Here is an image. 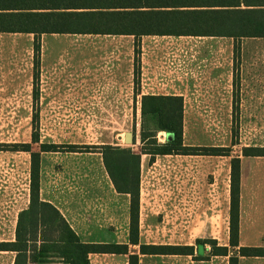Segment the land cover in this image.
Instances as JSON below:
<instances>
[{
	"label": "crops",
	"instance_id": "0c3cea01",
	"mask_svg": "<svg viewBox=\"0 0 264 264\" xmlns=\"http://www.w3.org/2000/svg\"><path fill=\"white\" fill-rule=\"evenodd\" d=\"M49 36L68 41L78 38L71 41L73 47H79L77 76L57 74V65L46 59ZM5 38L11 44H2ZM35 39L34 34L0 33V67H4L0 69L5 74L0 81V99L14 100L17 115L38 117L40 142L33 144L31 134L30 141L19 144H31L33 152H39L41 144H55L131 147L140 153V134L135 129L142 125L143 98L180 97L184 102V145L231 148L232 152L228 157L157 156L153 161L142 155L140 243L144 227L194 225L200 229L195 244L212 229L223 230L229 256L215 258H223L226 264L230 256H239V247L264 248V157L242 154L245 148H264V38L236 41L211 36L43 34L40 55ZM3 46H9L11 53L8 64ZM35 56L40 57L37 78ZM234 131L239 133L235 145ZM130 132L134 143L124 144ZM166 135L159 132V141ZM13 153L30 158L26 152ZM234 157L241 160L238 248L229 246ZM20 182L12 175L8 184L17 185V189L0 187L4 198L0 203V243L15 242L19 214L29 206L30 161L24 194L18 188ZM144 195L149 200L146 206ZM40 197L60 211L83 243H129L130 196L115 190L102 154L41 153ZM178 239L173 236L169 241ZM209 252L207 247L203 256ZM0 254V264L15 263L16 253ZM121 256L128 259V255ZM121 256L91 254L88 259L90 264H103L106 257ZM179 256L139 254L138 260L141 264V257ZM127 259L125 264H129ZM238 262L264 264V257L239 256Z\"/></svg>",
	"mask_w": 264,
	"mask_h": 264
},
{
	"label": "trees",
	"instance_id": "16d2710c",
	"mask_svg": "<svg viewBox=\"0 0 264 264\" xmlns=\"http://www.w3.org/2000/svg\"><path fill=\"white\" fill-rule=\"evenodd\" d=\"M0 33L34 34L40 53L43 34H101L211 36L234 40L264 38V0H0ZM138 53L136 52V55ZM39 59H35L38 68ZM38 74H35V78ZM36 116V120H37ZM184 102L180 97H144L140 153L131 147H89L41 144H6L1 150L30 154V203L19 214L16 240L0 243V251L16 253L14 264H90L91 254L128 255L129 264H139V255L130 246H139L141 255L192 256L195 261L210 257H228L229 247L214 239H198L192 246L145 245L140 243L141 157L157 156H230L231 148L191 147L184 145ZM172 135L165 143L158 133ZM237 131L233 135H237ZM34 126L32 143L38 144ZM237 142L235 141L234 144ZM238 144V143H237ZM71 152L102 154L103 164L115 190L130 196L128 244L83 243L60 211L40 197L41 153ZM244 157H264V148H245ZM241 160L231 161L230 243L239 247L241 200ZM207 247L208 256H203ZM240 257H264V248L239 247ZM239 256H230L229 264H238Z\"/></svg>",
	"mask_w": 264,
	"mask_h": 264
},
{
	"label": "rangeland",
	"instance_id": "374dc122",
	"mask_svg": "<svg viewBox=\"0 0 264 264\" xmlns=\"http://www.w3.org/2000/svg\"><path fill=\"white\" fill-rule=\"evenodd\" d=\"M78 40V38H72ZM67 39L61 40L53 38L52 36H49L46 40V47H47V58L51 65H57V74H63L66 75L67 72H71L74 76H77L78 70H79V47H73L71 45V41ZM74 43V42H73ZM75 43H78L75 41ZM2 44H11L8 38L4 39V43ZM6 47V51H3V55L5 56L3 59L8 64L10 61L11 53L9 52V46H3ZM39 53L38 55H40ZM37 56V55H36ZM35 56V59L37 58ZM40 59V57H39ZM40 64V63H39ZM4 68V67H0ZM14 69H12L13 71ZM14 73V72H13ZM38 76L40 77V66L38 68L37 72ZM14 76V74H11ZM5 77V74L3 73V70L0 69V81L3 80ZM8 77V76H7ZM16 107L15 101H4L0 99V145H6V144H19V143H25L27 141L31 140V126H36V123L38 122V118L36 120V115L33 116H20L15 114L14 108ZM203 119L206 120V117ZM136 134H140V125L136 126ZM90 133H88L89 135ZM90 136V135H89ZM239 133L237 135L232 134V140L233 143L237 141L238 143V137ZM109 139L111 137V133L108 135ZM160 139H158L159 141ZM167 140L166 137H161L160 143H165ZM194 140V139H193ZM124 144H126L124 142ZM235 145V144H234ZM136 146V145H135ZM3 148H0V187L1 189L3 187L8 186L9 178L13 175L15 178H19L21 181L20 184H18V188L20 191L22 190V194H24L25 187L23 186L26 184V174L28 169V163L30 161L29 155L27 154H17L10 151L1 150ZM136 150V148H133ZM84 153V152H82ZM12 189H17V185H9ZM14 192V191H13ZM2 195V194H1ZM144 206H146L149 203L148 198L146 195H144ZM4 201V198L0 196V203ZM194 230H197V232H194ZM200 229H194L193 226L183 227V228H150L147 230V228L142 229V238L141 242L144 244H150L154 243V245H173L174 246H191L194 245V236L200 235L198 232ZM113 231V229H112ZM120 231L123 232V229ZM211 231V229H210ZM114 232V231H113ZM223 230L220 228L212 229L211 232H208L204 235V239H213V237L219 238L218 245L224 246L227 243V238L222 237ZM179 237V239L176 241H169L170 237ZM119 240H123L124 236L119 233ZM129 251L132 254L139 255V248L138 247H129ZM2 254H0L1 256ZM1 258V257H0ZM142 263L141 264H226L225 260L223 258H215L210 257L207 261H195V258L193 257H185V256H179V257H141ZM125 257H106V260H102L101 262L103 264H125L126 263ZM2 260V259H0Z\"/></svg>",
	"mask_w": 264,
	"mask_h": 264
},
{
	"label": "water",
	"instance_id": "95a60500",
	"mask_svg": "<svg viewBox=\"0 0 264 264\" xmlns=\"http://www.w3.org/2000/svg\"><path fill=\"white\" fill-rule=\"evenodd\" d=\"M167 136V139H172V135H170V134H167L166 135ZM125 143L127 144V145H133V143H134V136H133V133H127L126 135H125Z\"/></svg>",
	"mask_w": 264,
	"mask_h": 264
}]
</instances>
